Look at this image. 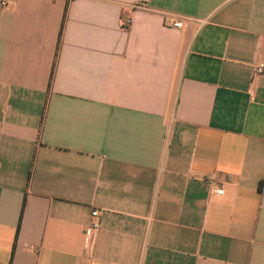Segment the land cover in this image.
<instances>
[{
	"label": "crops",
	"instance_id": "0c3cea01",
	"mask_svg": "<svg viewBox=\"0 0 264 264\" xmlns=\"http://www.w3.org/2000/svg\"><path fill=\"white\" fill-rule=\"evenodd\" d=\"M260 62L264 0H0V264H264Z\"/></svg>",
	"mask_w": 264,
	"mask_h": 264
},
{
	"label": "built area",
	"instance_id": "2783aa9c",
	"mask_svg": "<svg viewBox=\"0 0 264 264\" xmlns=\"http://www.w3.org/2000/svg\"><path fill=\"white\" fill-rule=\"evenodd\" d=\"M130 21H131L130 19L126 20L127 23H130ZM173 25L176 27H181L183 25V22L182 21H174ZM262 72H264V63L260 62L255 67V73H262ZM223 191H224L223 188L216 189L217 193H223ZM92 216L95 217V219H93L89 223V225L86 227V231H85V244L86 245H89V244L93 245V243L95 242V235L101 227L100 220L97 218L99 216V211L93 210Z\"/></svg>",
	"mask_w": 264,
	"mask_h": 264
},
{
	"label": "trees",
	"instance_id": "16d2710c",
	"mask_svg": "<svg viewBox=\"0 0 264 264\" xmlns=\"http://www.w3.org/2000/svg\"><path fill=\"white\" fill-rule=\"evenodd\" d=\"M263 183H261V186H262Z\"/></svg>",
	"mask_w": 264,
	"mask_h": 264
}]
</instances>
